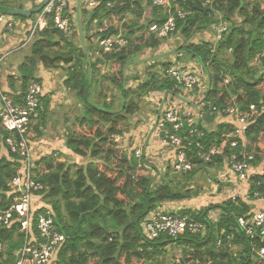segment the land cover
Returning <instances> with one entry per match:
<instances>
[{
	"label": "trees",
	"instance_id": "16d2710c",
	"mask_svg": "<svg viewBox=\"0 0 264 264\" xmlns=\"http://www.w3.org/2000/svg\"><path fill=\"white\" fill-rule=\"evenodd\" d=\"M109 1L113 2V7H107ZM206 1L211 3L204 5ZM75 3L76 0L69 1L72 13ZM0 5L12 10L25 9L19 0H0ZM139 5L138 0H103L95 10L81 9V16H88L82 21L90 64L87 89L86 56L74 24L72 35L64 37L49 19L48 27L38 32L31 41L30 54L18 68L23 94L29 82L36 80L38 66L60 68L66 77L65 90L75 94L82 108L77 116L64 121L63 132L64 144L79 158L78 162H61L59 154L50 153L36 159L33 170L35 181L44 186L43 201L51 208L55 225L65 237L57 253V264H161L163 257L165 259L168 252L176 249L180 250L181 264H194L196 261H209L211 264H264V259L255 255L260 241L258 238L250 240L246 237L237 223L239 217L252 212V206L239 197L235 200L228 198L222 203L212 202L199 210L183 209L179 212L201 222L205 227L203 234L186 233L175 240L165 235L148 240L143 235L141 225L149 213L164 204L187 202L199 196V190L188 184L197 169L219 167L234 151L227 150L223 156L204 164L197 158L195 146H191L186 153L192 170L175 174L172 170L163 172L151 167L147 161H142V166L138 167L140 160L128 154L116 142V138L128 130L129 118L141 110L143 99L150 93L163 94L169 91L170 98H174L181 92L174 81L163 79L156 71L149 72L135 87L127 85L128 79L123 74L124 64L145 49L156 50L160 47L161 42L148 27L152 24L161 25L167 18L165 12L152 8L147 25H139L138 20L142 18V7ZM178 7L189 12L185 19L176 20V31L186 44L178 50H185L190 58L195 56L205 65L209 63L206 71L210 86L205 101L219 109L236 106L241 113H250L249 106H255L245 142L247 153H253L254 156L251 162L253 167L261 163L263 168L261 173L251 176L249 190L243 194L249 202H254V193L264 198V150L260 148V142L264 141V77L261 74L264 59L260 57L264 47V4L261 0H185L179 2ZM130 13L135 15L136 21L121 29L120 21ZM218 15L221 21L217 19ZM17 19L27 20L23 17ZM220 22L227 24L229 29L212 55L208 42L189 41L198 31ZM102 26L107 27L103 36L123 31L128 45L118 52L96 57L93 29ZM75 39L79 46L74 44ZM157 66L165 69L168 63L156 61L147 70ZM100 70L108 72L103 74ZM97 78L100 79L99 85L94 81ZM225 79H228L227 84L224 83ZM124 82L125 101L122 110L116 112L121 107ZM94 85L99 87L96 104L89 100ZM108 87L119 94L115 109V97L108 98L106 95ZM195 95L191 93L192 97ZM49 102V96L42 95L38 110L42 122ZM224 127L230 126L221 123L216 129L203 130L202 143L207 146L214 139H219ZM6 135L7 132L0 127V138ZM237 142L240 146L242 139ZM6 150L7 156H0V210L8 206V183L17 174L20 164L19 157ZM151 171L154 172L152 175L147 173ZM212 211L217 212V218L209 216ZM36 213V210L33 211V228ZM23 241L24 236L18 232L16 223L0 229V259L5 255L10 258L8 260L14 261L15 252ZM234 248L239 251L235 253Z\"/></svg>",
	"mask_w": 264,
	"mask_h": 264
},
{
	"label": "built area",
	"instance_id": "2783aa9c",
	"mask_svg": "<svg viewBox=\"0 0 264 264\" xmlns=\"http://www.w3.org/2000/svg\"><path fill=\"white\" fill-rule=\"evenodd\" d=\"M69 1L49 0L44 8L34 15L28 34L21 46L30 45L35 35L48 27L49 19L58 32L64 37H70L72 35V24L75 25V11L72 13ZM102 1L81 0V9L95 10L100 7ZM184 1L148 0L152 8L167 14L166 20L161 25L152 24L148 27L149 31L154 33V37L161 44L174 40V33L177 30L176 20L185 19L189 14V12H185L178 7V3ZM261 1L264 4V0ZM37 2H42V0ZM210 3V1H206L204 5ZM107 7H113V2L109 1ZM216 17L221 21V16ZM16 19L12 16L0 14V29L9 33L12 32L14 26L18 24V22H15ZM211 28L213 33L207 39V42L209 43V53L212 55L218 43L223 40L229 26L220 22L213 24ZM93 30V33H95L93 43L96 48L94 55L96 57H100L105 53L118 52L128 45V39L121 32L103 36L107 27L102 26ZM159 48H161V45ZM11 53L12 51L0 54V73L5 58ZM260 57L264 59V47ZM192 60L195 61L192 65L184 66L173 63L174 65H168L160 73L163 79L172 80L179 86L181 91L179 96L187 99L189 104L168 96L163 103L158 121L155 123L157 131L155 138L161 148L167 147L171 150L170 169L175 174H185L192 170L193 166L187 159L186 153L191 146H195L196 156L204 164L223 156L227 150L234 151L225 159L224 163L222 162L226 166L230 182L235 187L234 192L236 195L229 198L235 200L236 197H239L245 201L243 198H246V195L243 193L248 192L249 179L255 174V169L251 164L254 156L253 153H247L245 142V134L252 119L251 112L255 111V106H249L250 113H241L236 106L219 109L212 103L206 102L205 94L209 92L210 86L209 74L206 71L209 63L207 62L205 65L197 59ZM261 74L264 77V67H262ZM224 83L227 84L228 79H225ZM191 93L198 94L195 107L189 98L192 97ZM42 95L43 88L41 84L37 80H31L25 89L21 103H14L0 85V127L7 132L1 142L10 153L16 154L20 159L17 174L8 183L10 188L8 206L6 209L0 210V229L10 227L16 223L18 232L24 236L23 244L17 250L14 264H57V253L65 242L64 235L59 232L55 225L51 208L43 201L44 186L33 178L35 158L30 145V133L32 128L39 122L38 110ZM158 95L161 94L152 93L150 97ZM159 102L161 103V100ZM214 121L218 125L223 123L227 126L228 124L230 129L224 127V133L221 137L214 139L205 146L202 143L204 139L203 130H207L208 124ZM184 127H186V130H184ZM180 133H183V135L180 136ZM238 139H242L240 146L237 142ZM146 149L148 148L143 147L133 151L135 158L140 160L138 167L142 166V161H146ZM253 199L254 201L261 200L264 203V198H259L258 193L253 194ZM179 209L166 211L163 208H158L149 213L141 225L143 235L148 240L157 239L162 235L175 240L186 233L197 235L205 232V227L201 222L193 220L189 215H180L178 213ZM35 210L37 213L33 228L32 219ZM237 223L244 235L250 240L258 238L261 244L255 251V255L259 259H264V210H255L245 217H239ZM174 264H181L180 259L174 258ZM194 264L211 263L209 261H196Z\"/></svg>",
	"mask_w": 264,
	"mask_h": 264
},
{
	"label": "rangeland",
	"instance_id": "374dc122",
	"mask_svg": "<svg viewBox=\"0 0 264 264\" xmlns=\"http://www.w3.org/2000/svg\"><path fill=\"white\" fill-rule=\"evenodd\" d=\"M37 1L38 0H19V3L24 5L25 9H29V8H33L34 5L37 6V4L41 3ZM138 3H140L139 6L142 7V18L138 20V24L146 26L148 23V20L151 18L152 7L147 3V0H138ZM86 19H88V16H81V22ZM135 21H136L135 15L130 13L128 16L125 17L123 21H120L119 27L122 29V27L127 26ZM82 27H83V23H82ZM120 32L122 33V35H124L123 31H120ZM212 33H213V29L211 27L206 30L204 29V31H198L195 35L192 36V38H190L189 41L194 42V43H198L199 41L207 42V39L212 36ZM173 38H174L173 42H163L161 44V48H158L156 50H151V49L143 50L141 53L135 56L133 60L148 59V58L163 54L165 52L176 51L178 50V48L184 45L185 42L183 38L180 36L179 32H175ZM73 41L76 46H79L78 40L75 39ZM185 46L186 44L184 45V47ZM192 58L196 59L195 56H192ZM192 58H190V56L184 52L183 54L180 53L178 55L175 54V55L166 57L160 61L161 63L162 62L168 63V65L170 64L174 65L173 63H177L179 65L188 66L189 64L192 65L195 63V61L192 60ZM150 65H152V63L128 66L125 70V76L128 79L127 85L129 87H135L138 81L140 83L142 80H144L145 76L149 72L156 71L158 73H161L162 68L160 66L147 70V68L150 67ZM196 69L198 68L196 67ZM107 72L108 70L101 71V73L103 74H106ZM135 78L138 80L134 81L133 79ZM94 81L97 82V84L98 83L101 84L100 79L98 78H97V81L96 80ZM98 88L99 87L97 85H94L91 87L90 93L91 95L93 94L95 95V98L93 99L94 101H98V99H96V96L98 95V90H99ZM107 91L108 92L106 93V95H108V98H111L112 96L115 97V100L113 103V108L115 109L118 106L119 94L117 91H112L110 87H108ZM66 93H68V96H69V103L65 107V109L68 111L67 113H65V116L67 117L66 120H71L73 117L77 116L79 112H81L82 108L77 103L76 96L74 93H70L68 91ZM151 94L152 93H150L147 97L143 99V103L140 105L141 110L129 118L128 130H126V132H124L120 137H117L116 142L128 154H133V151L135 149L145 147V142L148 137V134L152 130V133L149 138L148 145H147V148L149 149H146L147 153H146L145 158H146L147 163L151 167H155L159 169L160 171L165 172L167 170H171L169 169L170 168V160H169L170 158L168 159L169 155L171 154V150L167 147L162 149L161 146L158 145L157 139L155 138V136L157 135V131L155 128V123H156L155 119L157 117V113H158V109L160 105L159 101L162 100V97H161L162 94L156 97L155 96L150 97ZM197 96L198 94L194 98L189 97L190 99H192V103L194 105H195V102H197L198 100ZM217 126H218V123L216 121L211 122L208 124V130L216 129ZM54 136L55 135L53 134L52 137ZM260 148L264 150V141L260 142ZM2 150L3 149L1 148V153H0L1 157L4 155ZM59 156L60 155H58L59 161L63 162L62 158H60ZM66 162L70 164L73 162V160L66 161ZM257 168H258V172L261 173L263 165L260 163L257 165ZM227 172L228 171L226 170V166L224 164H221V166L219 167L212 166V167L198 168L197 172L192 176V179L188 181V184L190 185L191 188L195 190H199L200 194L199 196L192 198L191 200L185 202L181 206V208L178 210V213L183 209L199 210V209H202L208 206L212 202L222 203L226 201V199H228L230 196L236 195L234 192V184L230 182L229 175ZM147 173L152 175L154 172L151 171ZM173 177L175 176L173 175ZM212 186H214V188H212ZM212 198H215V199H212ZM209 216L212 219H214L215 217L217 218V212L212 211L209 213ZM233 250L235 253L239 251V249H236V248H234ZM174 258L180 259V250L176 249L171 252H168V255H166V258L164 259L163 257V262L161 264H172V263L174 264Z\"/></svg>",
	"mask_w": 264,
	"mask_h": 264
},
{
	"label": "crops",
	"instance_id": "0c3cea01",
	"mask_svg": "<svg viewBox=\"0 0 264 264\" xmlns=\"http://www.w3.org/2000/svg\"><path fill=\"white\" fill-rule=\"evenodd\" d=\"M33 18L23 21L16 19L15 22H18V24L14 26L13 31L10 33L0 29V54L12 51V53L4 60L0 73V85L13 101H22L24 95L18 68L24 59L30 54L29 44L25 46L21 45H23L25 41ZM183 53L184 52L182 51L181 54ZM62 72L63 71L60 68H45L41 65L38 66L37 71L35 72V79L39 80L38 82L43 88V95H48L50 99L44 122L39 120L38 124L32 128V132L30 133V145L34 153L35 160L50 153L59 154V157L62 158L63 161L73 160V162H78L79 160V158L75 157L66 148L63 139L64 121L67 118L65 113L68 112L65 107L69 103V96L64 88V81L66 80V77L63 74L64 72ZM94 98L95 95H91L90 93V103H97V101L93 100ZM53 134L55 135L54 137H52ZM1 148L3 149V156H7L8 152L2 142L0 143V153ZM171 157L172 152L168 157V159L170 158V161ZM254 169L255 173H259L257 166H255ZM240 195H242V193H240ZM243 199L252 206V211L264 210V203L261 200L254 202L251 200V202H249L246 198ZM184 203L185 202L167 203L161 208L166 211H174L181 208ZM16 253L17 251L15 252V256ZM8 259L10 258L3 255L0 259V264H14L15 260L13 261Z\"/></svg>",
	"mask_w": 264,
	"mask_h": 264
},
{
	"label": "water",
	"instance_id": "95a60500",
	"mask_svg": "<svg viewBox=\"0 0 264 264\" xmlns=\"http://www.w3.org/2000/svg\"><path fill=\"white\" fill-rule=\"evenodd\" d=\"M48 1L49 0H42V2L37 7H33V8H29V9H23V10H12V9H8V8H5V7L0 5V14L12 16V17H23L25 19H30L32 15L38 14L44 8V6L48 3ZM74 15H75L74 22H75L77 33H78V39H79L82 51L86 56L85 60L87 63V70H86V78H85V88L87 89L88 84H89V78H90V64H89V56L87 54L85 37H84V32H83V27H82V22H81V0H76L75 14ZM184 45H182V46H184ZM180 53H182V51H180V50L169 51V52H165L163 54H160V55H157L155 57L148 58V59H137V60L128 61L123 66L124 77H125V70L130 65L153 63V62L160 61L166 57H169V56H172L175 54L178 55ZM124 90H125V82L123 83V89H122L121 98H120L121 107H120V110L116 111V112H120L122 110V107H123V104L125 101ZM170 95L171 94L169 91H166L163 93V97H162L161 103L159 105V109H158V113H157V117H156V122L158 121L163 103L165 102L167 97ZM175 97L178 100H180L181 102L189 104L188 100L185 99L184 97L179 96V95H176ZM193 106L195 107L196 105H193ZM151 133H152V130L150 131V133L148 134V137L146 139V142H145L146 147L148 145V141H149V138L151 136Z\"/></svg>",
	"mask_w": 264,
	"mask_h": 264
},
{
	"label": "clouds",
	"instance_id": "9594fccd",
	"mask_svg": "<svg viewBox=\"0 0 264 264\" xmlns=\"http://www.w3.org/2000/svg\"><path fill=\"white\" fill-rule=\"evenodd\" d=\"M76 26V25H75ZM177 32V31H176ZM118 33V32H117ZM181 42V41H180ZM180 44V43H179ZM197 59V58H196ZM162 97H163V94H162ZM176 98V97H175ZM180 101V100H179Z\"/></svg>",
	"mask_w": 264,
	"mask_h": 264
}]
</instances>
